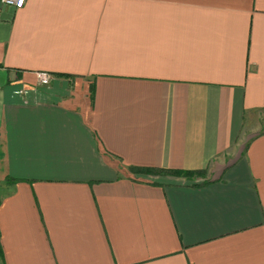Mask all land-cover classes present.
<instances>
[{
    "label": "crops",
    "instance_id": "0c3cea01",
    "mask_svg": "<svg viewBox=\"0 0 264 264\" xmlns=\"http://www.w3.org/2000/svg\"><path fill=\"white\" fill-rule=\"evenodd\" d=\"M11 180L4 264H264V0L0 4Z\"/></svg>",
    "mask_w": 264,
    "mask_h": 264
},
{
    "label": "built area",
    "instance_id": "2783aa9c",
    "mask_svg": "<svg viewBox=\"0 0 264 264\" xmlns=\"http://www.w3.org/2000/svg\"><path fill=\"white\" fill-rule=\"evenodd\" d=\"M26 3V0H0L2 6H11L15 8H22ZM52 73L47 71H38L37 78L41 85H48L52 79ZM22 92V91H20Z\"/></svg>",
    "mask_w": 264,
    "mask_h": 264
},
{
    "label": "trees",
    "instance_id": "16d2710c",
    "mask_svg": "<svg viewBox=\"0 0 264 264\" xmlns=\"http://www.w3.org/2000/svg\"><path fill=\"white\" fill-rule=\"evenodd\" d=\"M165 171L168 172V173H171V174L172 173H179L181 175H184L187 178L192 177L194 174H200L201 173V171H192L191 172V171H185V170H165ZM0 252H1V255L3 256L1 243H0Z\"/></svg>",
    "mask_w": 264,
    "mask_h": 264
},
{
    "label": "rangeland",
    "instance_id": "374dc122",
    "mask_svg": "<svg viewBox=\"0 0 264 264\" xmlns=\"http://www.w3.org/2000/svg\"><path fill=\"white\" fill-rule=\"evenodd\" d=\"M11 183H12V180L9 182H0V199L9 191V187ZM0 264H4L1 252H0Z\"/></svg>",
    "mask_w": 264,
    "mask_h": 264
}]
</instances>
